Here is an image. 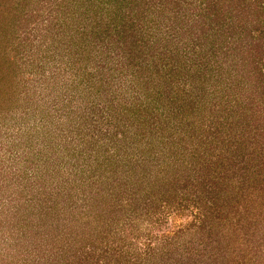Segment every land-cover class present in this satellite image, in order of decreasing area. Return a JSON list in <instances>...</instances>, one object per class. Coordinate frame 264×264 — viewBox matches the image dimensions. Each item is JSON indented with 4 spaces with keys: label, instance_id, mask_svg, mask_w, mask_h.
I'll return each instance as SVG.
<instances>
[{
    "label": "rangeland",
    "instance_id": "374dc122",
    "mask_svg": "<svg viewBox=\"0 0 264 264\" xmlns=\"http://www.w3.org/2000/svg\"><path fill=\"white\" fill-rule=\"evenodd\" d=\"M37 1L0 0V264H251L245 244L264 231V217L225 200L240 184L214 172L225 192L195 214L185 191L189 170L239 125L249 123L257 141L240 152L254 151L264 170L259 49L231 53V38L210 29L209 0ZM229 16L222 22L246 24ZM79 27L85 37L70 45ZM205 27L211 43L198 35ZM154 46L149 67L143 53ZM99 187L112 201L96 228L81 199ZM129 189L138 207L151 202V214H109ZM172 200L185 211L171 213ZM214 207L218 220L201 230ZM37 233L51 242L33 252Z\"/></svg>",
    "mask_w": 264,
    "mask_h": 264
},
{
    "label": "trees",
    "instance_id": "16d2710c",
    "mask_svg": "<svg viewBox=\"0 0 264 264\" xmlns=\"http://www.w3.org/2000/svg\"><path fill=\"white\" fill-rule=\"evenodd\" d=\"M38 2L42 3L40 0H38L37 3ZM209 2H212L213 12L215 11V13H213L214 14L213 18L210 17L211 18L210 25H212L210 29H212L214 32H216V30H219L218 33L214 34L216 36L219 33L224 32L225 35H222V37L224 38V36H225V38H226L225 42H227V40L231 38L230 41L228 40V42H232L231 44H233L231 47H234V50H232L231 53L238 52V53L244 54L245 51L249 52L255 48L259 49L258 54L257 55L255 54L254 61L256 62V65H257L256 70L260 73V76H262V78H263L260 81V84L263 86L262 90L260 92L263 94L262 100L264 101V0H211V1L209 0ZM216 12L219 13V15L216 16ZM224 14H229L230 18L234 15H235V18L236 17L242 18V21L246 22V24L245 25H239L237 28H234V26H233L234 20H233V22H231L229 24L222 22V20H223L222 16H224ZM231 21H232V19H231ZM216 22L219 24V26H216ZM235 24H236V22H235ZM83 27H85V26H83ZM83 27L76 28L75 33L73 35H69L71 38H69V36H68L70 45L72 44V41H71L72 37H74V39H78V40L83 41V39L85 37V31H86ZM205 28H202L204 30V32H202V34L199 33L198 35L201 37V39L204 38L205 41L208 40L211 43V41H213V40L208 39L209 38L208 34L210 32L208 31V28H206L207 30H205ZM62 29L59 31V33L61 32L64 36L65 32L63 33ZM112 30L114 31L115 29H112ZM236 30H237V32H236ZM107 31H108V33L111 32V30H107ZM103 33L104 32L102 31V35H103ZM236 33H238V36ZM94 34L100 35L98 33V30H96L94 32ZM115 34L116 33L114 32L112 35L108 36V38L111 40V42L115 41V39H116ZM63 36H62V38H63ZM64 38H65V36H64ZM241 41H244L243 47L238 46V44ZM92 47H95V45L93 43H92ZM231 47H228V48H231ZM143 48L144 47H141V49H143ZM210 50H213V49L211 48ZM149 53H151V55H153V57H154L155 54L158 53V47L157 46L152 47V52H148V54L143 53L144 57H146L145 60H142L144 62V65L148 64L147 66L151 67L152 65L150 66L149 64H150V61H152V59L149 60V57L151 56ZM132 60H133V58L128 59V61H132ZM157 63L159 64V59H157ZM246 63H247V61L245 60V61H243L242 65H245ZM162 64H163V61H162ZM174 67L172 68V70H174V69L176 70L177 66H174ZM8 69H9V72L12 71L10 69V66ZM65 69L69 71L72 69V67L65 66ZM169 70H171V68ZM234 111L236 112V110H234ZM240 111H241L240 112L241 114H240V117H238V118L244 124H246V118L244 117L242 109ZM238 115H239V113H238ZM247 125H250V124L247 123ZM247 125H245L246 129L239 125V127H240L239 128V134L235 135L233 138H231L230 136H227V135H222L221 140H220V136H218L217 139L219 140V145L214 146L212 148V154L206 156L207 158H205V157H203L205 159L200 158V167L196 168V169L192 168V170H189L190 172L188 171V169L187 170L185 169L186 171L189 172L188 174L190 177V178L188 177V179H187V180H189L187 182L189 184L188 188L191 186L193 188V191L190 193H187L189 189L185 191L186 196H187V198L185 200H189V202H190V203H187V205H186L188 207L187 209L190 211V213L191 212L194 214L197 213L198 210L196 211L195 209L200 208V206H201L200 202L201 203H204L205 201L209 202L212 199H214V196L217 197L218 194L225 192V190H224L225 188L219 189L218 191H216L217 185L221 184V182H219L217 180H216L217 182H212V180H213L212 177L216 173L217 176L221 175V174H224V175L228 174L230 176L229 180H231L233 182H238L240 184V187H236V185H235L234 188H231V192H233V191L234 192L230 195H227L228 197L225 200H228L230 202V201H232V199H236L237 204H241L242 202L250 203V207L253 206V208L255 210H258L256 212V215H258L259 217L260 216L264 217V215H263L264 208L261 210V206L263 205L262 201H264V172H263L264 170L262 171L263 168H260V167H262L261 164H258V162H256V161H261V160L259 157H254V151H252V150L247 151V152L244 151V150H247V148L251 149L255 145V142H257L256 141V135L253 136L252 132H250V130H248ZM81 128H82V126H81ZM230 128L235 129V126H232ZM79 129H80V127H79ZM227 138L228 139L230 138V139L226 140ZM221 141L224 143V145L230 147L231 151L229 154H223L222 153L223 151H227V150L224 147H221V145H220ZM241 149H244V150H242L243 154L240 152ZM256 159H259V160H256ZM212 168H213V170H212ZM130 170H131V167H129L127 171H130ZM223 170L225 171V173H223L224 172ZM243 170H244V174L240 175V173H242ZM98 171L102 172V168H99ZM191 173H193L194 175L192 174L190 176ZM163 175L165 176V174H163ZM224 175H223V178L226 177V176L224 177ZM208 177L210 178L211 182L208 181ZM232 177H234V178H232ZM223 178H220L219 180H221ZM143 180L144 179H140L138 181H141V183H142ZM184 180H186V179H184ZM115 181H118V180L115 179ZM226 181H227V178H226ZM141 183H139V184L142 185ZM199 189L201 191H199ZM98 190L99 191L95 194V196H91L90 198H88V196H85L84 199H81V200H83L84 204L90 202L88 205V212H89V214L91 212H92V214H94V216H95L94 219L97 222H95V221H87V222H88V224H91V223H92V225L94 224L96 228L100 227V224L104 222V220L100 221L98 219L105 218L106 215H108V213L105 211L107 210V208L110 207V205H111L110 202L112 201V200H109L110 195L106 194L108 198H105L104 196H102V192H104V193L106 192L104 188L99 187ZM130 190H133V189H129L126 192H121L120 194L117 195V201L121 202V203L116 204V206H114L111 209L109 214L114 213V215H118V213H122V214L132 213L133 215H135V217L138 218L139 217L138 211L140 209H146L147 214H151V210L153 207L151 202H146L144 204L145 208L138 207L139 202H138V200H135V198H133L131 196V194L129 193V192H131ZM259 191L261 192V194L259 193ZM125 194H127L128 196L125 198L124 201H126L130 205L129 209H126L127 204H124L122 202ZM196 195L198 197H200L199 200L197 199ZM152 196H154V195H152ZM188 196H191V197H188ZM203 196H205V197H203ZM193 197H196V198H193ZM112 198H114V201L116 202L114 195ZM145 201H148V200L146 199ZM93 203H95L96 205L93 206L92 205ZM192 203H194L193 207H192ZM173 204L176 206H172L173 210L171 211V213L172 212L179 213V212L185 211V208L182 206H178L176 204V202L173 201ZM218 206H219V204H218ZM207 211L205 212V215H206L205 223L200 228L203 231L206 229V227L210 226V224H211L209 222L210 220H208L209 218H213V221H215L216 219L218 220V215L216 214L217 208H215V207L212 209L209 208ZM236 212H238V215H240V216L244 213L241 210H236ZM82 214L84 215V213H82ZM154 214H156V212H154ZM232 215H234V214H232ZM137 218H135V219H137ZM130 223H131V225H129L128 227L133 226L132 225L133 223L132 222H130ZM238 224H239V222H238ZM261 230H260V232H261ZM37 238L39 240L36 239L34 244L31 246V249L33 252L36 251L35 249L38 246L49 245V244L45 243V242H47V240H48V242H51V240L49 238L44 237V235H42V234H38ZM249 240H247V243H249V244L248 245L245 244L246 246H248V248L247 247L246 248L247 249L250 248L249 250H251L250 253H247L248 251L246 252L248 254V255H246L248 261L252 262L251 264H253L257 260V258L261 259L263 261L262 258H264V257H262V256H264V231H262V233L253 232V234L249 235ZM169 244H171L170 241H169ZM242 246H243V243H242Z\"/></svg>",
    "mask_w": 264,
    "mask_h": 264
}]
</instances>
